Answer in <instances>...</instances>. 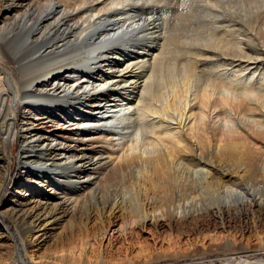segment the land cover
<instances>
[{
  "label": "bare ground",
  "instance_id": "obj_1",
  "mask_svg": "<svg viewBox=\"0 0 264 264\" xmlns=\"http://www.w3.org/2000/svg\"><path fill=\"white\" fill-rule=\"evenodd\" d=\"M14 151L30 194L11 211L20 233L92 209L127 214L123 232L256 227L264 0H0V195ZM240 170L256 189L235 195L225 178ZM246 250L229 243L216 259L264 264Z\"/></svg>",
  "mask_w": 264,
  "mask_h": 264
},
{
  "label": "rangeland",
  "instance_id": "obj_2",
  "mask_svg": "<svg viewBox=\"0 0 264 264\" xmlns=\"http://www.w3.org/2000/svg\"><path fill=\"white\" fill-rule=\"evenodd\" d=\"M23 116L21 111L19 121ZM23 140L19 139V146ZM13 158L10 184L0 195V264H74L77 260L82 264H220L216 258L229 243L239 250L254 252L256 257L250 255L249 261L264 259L259 252L264 246V218L256 227L253 224L244 228L233 224L221 226L214 222L198 227L186 222L175 226L146 223L127 227L123 232L121 225L128 220L127 214L117 209L112 214L106 210L101 215L92 209L81 223L76 220L71 226L70 217H65L59 225L22 234L11 211L20 202L29 208L26 204L30 194L17 189L15 184L24 173L23 155L14 151ZM244 177L243 170L239 175L226 173V182L238 184L235 195L256 189L251 183L245 184ZM258 180L262 183L264 176Z\"/></svg>",
  "mask_w": 264,
  "mask_h": 264
}]
</instances>
